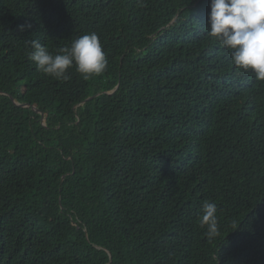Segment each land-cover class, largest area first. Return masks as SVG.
I'll use <instances>...</instances> for the list:
<instances>
[{
  "label": "trees",
  "instance_id": "trees-1",
  "mask_svg": "<svg viewBox=\"0 0 264 264\" xmlns=\"http://www.w3.org/2000/svg\"><path fill=\"white\" fill-rule=\"evenodd\" d=\"M209 12L0 0V264H264V81L206 34ZM92 32L101 75L29 59L32 41L56 54Z\"/></svg>",
  "mask_w": 264,
  "mask_h": 264
},
{
  "label": "clouds",
  "instance_id": "clouds-1",
  "mask_svg": "<svg viewBox=\"0 0 264 264\" xmlns=\"http://www.w3.org/2000/svg\"><path fill=\"white\" fill-rule=\"evenodd\" d=\"M209 37L231 50V64L236 69L250 71L258 81H264V0H210ZM29 54L37 69L56 79H67L70 68L88 78L101 75L107 60L95 32L74 38L70 45L53 54L37 41L31 42ZM107 91L106 93H111ZM199 217L207 236H219L217 205L205 201Z\"/></svg>",
  "mask_w": 264,
  "mask_h": 264
},
{
  "label": "water",
  "instance_id": "water-1",
  "mask_svg": "<svg viewBox=\"0 0 264 264\" xmlns=\"http://www.w3.org/2000/svg\"><path fill=\"white\" fill-rule=\"evenodd\" d=\"M0 93H3V94H8L6 93L5 91H0ZM9 95V94H8ZM10 99H11V96L9 95ZM93 96H90L89 98L85 99L88 100L90 98H92ZM16 105L18 106H21V107H32L35 111H38L41 113V121H43L44 119V111L42 108H40L37 104H30V103H18V102H14Z\"/></svg>",
  "mask_w": 264,
  "mask_h": 264
},
{
  "label": "rangeland",
  "instance_id": "rangeland-1",
  "mask_svg": "<svg viewBox=\"0 0 264 264\" xmlns=\"http://www.w3.org/2000/svg\"><path fill=\"white\" fill-rule=\"evenodd\" d=\"M187 96H185L186 99H191L189 93H186Z\"/></svg>",
  "mask_w": 264,
  "mask_h": 264
}]
</instances>
